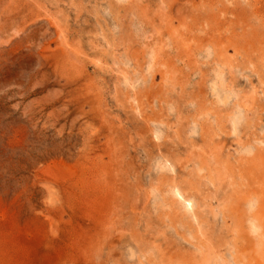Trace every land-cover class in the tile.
Returning <instances> with one entry per match:
<instances>
[{
	"label": "rangeland",
	"instance_id": "rangeland-1",
	"mask_svg": "<svg viewBox=\"0 0 264 264\" xmlns=\"http://www.w3.org/2000/svg\"><path fill=\"white\" fill-rule=\"evenodd\" d=\"M0 264H264V0H0Z\"/></svg>",
	"mask_w": 264,
	"mask_h": 264
},
{
	"label": "bare ground",
	"instance_id": "bare-ground-1",
	"mask_svg": "<svg viewBox=\"0 0 264 264\" xmlns=\"http://www.w3.org/2000/svg\"><path fill=\"white\" fill-rule=\"evenodd\" d=\"M214 82V81H213ZM216 84V83H215ZM234 125V124H233ZM233 127V126H232ZM176 193L178 194V195H182L181 194V192L177 189L176 190ZM185 201H187V205H188V208L189 209H192L193 208V202L190 200V199H185ZM252 201V200H251ZM186 203V202H185ZM249 206L251 207V208H253L254 207V202H250V204H249ZM193 210V209H192ZM250 225H251V229H252V231L253 232H257V230H258V226L256 225V223H255V221L254 220H251V222H250Z\"/></svg>",
	"mask_w": 264,
	"mask_h": 264
}]
</instances>
